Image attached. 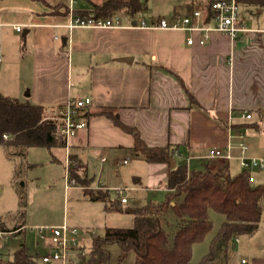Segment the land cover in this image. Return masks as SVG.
<instances>
[{
	"label": "crops",
	"instance_id": "obj_1",
	"mask_svg": "<svg viewBox=\"0 0 264 264\" xmlns=\"http://www.w3.org/2000/svg\"><path fill=\"white\" fill-rule=\"evenodd\" d=\"M104 1L77 0L73 7L89 11L93 3ZM148 2L135 16L122 14L119 26L70 28L72 16L66 6L71 0H0V57L10 72L1 80L0 91L43 105L53 118L70 99L91 98L84 111L87 126L71 137L68 146L53 150L63 149L67 164L70 156L78 163L79 175L69 176L73 183H85L79 184L84 189H108L117 195V187L149 190L168 178L169 163L146 162L137 155L134 136L105 112L117 113L122 122L137 128L148 145L175 148L189 167L194 163L198 169L217 171L228 166L232 175L240 173L237 149L230 160L209 156L214 147L226 151L229 134L238 132L245 134L248 156H264V2L238 0L256 8L257 18L240 16L245 30L236 39L215 31L203 45H189L187 30L143 27L138 20L174 22L200 9L201 22L207 24L210 0H179L172 10L146 16ZM18 25L22 40L16 34ZM244 112L252 117H242ZM234 160L238 168L233 172ZM25 161L29 162L27 157ZM19 162H12L10 179L16 194L15 180L26 176V170L16 176ZM139 162L147 164L146 172ZM120 165L129 167L121 170ZM130 175L135 186L118 184ZM128 202L129 198L124 204ZM16 208L20 211L19 198L15 208L0 214ZM5 231L0 219V234ZM215 264H264L262 220L254 235L238 237L221 249Z\"/></svg>",
	"mask_w": 264,
	"mask_h": 264
},
{
	"label": "trees",
	"instance_id": "obj_2",
	"mask_svg": "<svg viewBox=\"0 0 264 264\" xmlns=\"http://www.w3.org/2000/svg\"><path fill=\"white\" fill-rule=\"evenodd\" d=\"M146 1L105 0L100 4L93 3V8L89 11L67 8L72 16H135L145 9ZM105 113L134 136L133 150L146 162H165V157L169 156L176 159V165L169 169L166 196L158 203L123 206L121 199H113L108 189L85 187L89 198L103 202L107 211L133 214L134 225L107 227L103 235L93 238L90 250L79 255L75 264H107L111 243L120 245V261L133 250L139 264H215L221 249H227L238 237L252 236L259 230L264 214V183H252L247 170L243 169L232 175L228 166L217 171L209 167L190 169L187 161L175 153V148L150 146L139 130L122 122L117 113ZM61 126L62 121L50 117L43 105L28 99L6 96L0 91V146L8 152L10 159H20L15 167L19 178L25 170L36 166L25 161L31 147H46L51 153L54 149L65 147V139L60 133ZM71 168L70 172L75 176L76 170ZM17 194L20 216L23 218L27 204L24 187L17 188ZM211 210L224 214L225 220L212 238L208 252L199 262H193L194 244L203 241L213 227ZM171 211L176 215L175 227H171L169 220ZM22 225L23 223L20 224ZM0 264L37 262L25 248H20L15 252L14 260L4 261L0 258Z\"/></svg>",
	"mask_w": 264,
	"mask_h": 264
},
{
	"label": "rangeland",
	"instance_id": "obj_3",
	"mask_svg": "<svg viewBox=\"0 0 264 264\" xmlns=\"http://www.w3.org/2000/svg\"><path fill=\"white\" fill-rule=\"evenodd\" d=\"M176 4H179V0H149L148 6L150 9L143 14L146 16L149 12L161 14L164 11L172 10ZM61 6L59 5L58 9H64ZM69 10L66 6V11L68 12ZM257 14L256 8L247 7L245 4L239 3V17L243 16L246 20H255ZM16 34L19 40L23 39V32L18 31ZM26 61L23 65L25 70L28 69V62ZM9 73L4 66V62H0V82ZM21 99L24 98L21 97ZM51 114L53 115V113ZM52 152L46 147H31L27 160L36 166L26 171V176L21 182L18 179L14 182L17 188L24 187L27 204L23 218L20 217V211L17 208L0 214L2 225L6 229L4 233L0 234V258L4 261L14 260L15 252L20 248H25L27 252L35 257L37 264H47L42 261V257L50 253L52 243L49 237L44 239L40 237L38 231L35 229L36 226L66 224L70 227L78 228L80 245L84 246V248H75L74 250L67 251V264H75L78 261L79 255H83L90 250L93 235H96V237L103 235L108 226L131 227L134 225L133 214L107 211L103 202L91 200L86 194L84 187L79 185L85 183H73L70 179L69 172L72 169L71 167L79 175L78 163L70 156L67 164L63 149ZM55 157L60 159V161L56 160ZM18 160L20 159L16 157L10 160L8 152L0 146L1 212L6 209L15 208L18 205L17 194L10 185V179L13 174L12 162L14 163ZM120 166L122 167L120 168L121 170L129 167L128 165ZM231 166L233 167V172L238 168L235 160L232 161ZM138 167L142 172H146L147 164L139 162ZM190 167V169H198L194 166V163L190 164ZM251 174L254 177L255 184L264 183V169H253L251 170ZM118 184L135 186L134 178L131 175L128 180L119 182ZM166 186L167 180L162 178L160 186L157 188L128 190L124 193V196L129 198V202L126 205L123 204V206H141L152 202H161L166 196ZM110 195L113 199H117L114 191H111ZM210 219L213 222V227L205 239L195 245L193 252L194 262H199L204 254L208 252L211 240L224 222L225 216L220 212L211 210ZM169 220L172 224L171 227H175L176 215L172 211L169 213ZM19 223L26 224L27 227L20 228ZM262 225H264V215ZM47 234L49 235V231ZM109 249L110 259L107 264H139L136 253L133 250L128 252L124 259L120 261L122 253L120 245L118 243H111ZM232 250L230 248V253Z\"/></svg>",
	"mask_w": 264,
	"mask_h": 264
},
{
	"label": "built area",
	"instance_id": "obj_4",
	"mask_svg": "<svg viewBox=\"0 0 264 264\" xmlns=\"http://www.w3.org/2000/svg\"><path fill=\"white\" fill-rule=\"evenodd\" d=\"M77 0H71L70 8H74ZM210 9L212 11L211 22L203 24V11L196 9L192 15L184 16L174 22L166 19H159L155 22H149L145 18H140L139 24L143 27H161L168 29L180 28L190 32L187 37V43L194 45L195 43L203 45L211 37L212 33L217 31L229 35L232 39H236L241 31L245 30V26L239 24V2L238 0H210ZM72 16V15H71ZM122 24L120 14H114L108 18L101 17H82L75 14L72 16L70 28L79 27H114ZM17 31H22L21 26L15 27ZM199 33L197 37L196 34ZM1 62V57H0ZM92 103L90 97L83 99H70L59 111L58 119L62 121L60 133L65 139L68 146L71 137L76 135L80 129L87 126L84 118V111L87 106ZM246 119L252 117L251 113L244 112L241 115ZM7 137V135H5ZM234 139H237L235 141ZM227 150L214 147L210 151V157L223 158L230 160L233 158V150L237 149L240 153L239 160L243 169L249 172V180L254 183V177L251 174L253 169H264V156H248V143L243 132L229 134ZM129 187H117L115 191L123 203L128 201V197L124 193ZM41 238L49 237L52 243V249L49 254L42 257V261L47 264H67V251L80 249L79 229L70 227L66 224L57 226H38L35 227ZM49 231V235L47 232ZM82 253V252H81ZM246 259H243V263Z\"/></svg>",
	"mask_w": 264,
	"mask_h": 264
},
{
	"label": "water",
	"instance_id": "obj_5",
	"mask_svg": "<svg viewBox=\"0 0 264 264\" xmlns=\"http://www.w3.org/2000/svg\"><path fill=\"white\" fill-rule=\"evenodd\" d=\"M24 34L26 35L27 31H25ZM121 60L130 61L132 59L131 58H122ZM165 158H166V161L169 163L171 168L175 167V165H176V159L175 158L169 157V156H166ZM93 236H95V235H93Z\"/></svg>",
	"mask_w": 264,
	"mask_h": 264
}]
</instances>
